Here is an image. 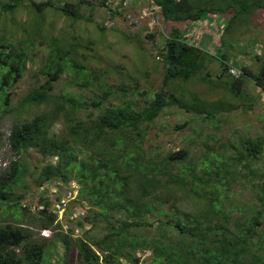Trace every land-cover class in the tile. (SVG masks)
Listing matches in <instances>:
<instances>
[{
    "label": "trees",
    "instance_id": "obj_1",
    "mask_svg": "<svg viewBox=\"0 0 264 264\" xmlns=\"http://www.w3.org/2000/svg\"><path fill=\"white\" fill-rule=\"evenodd\" d=\"M23 1H28L36 11L58 8L76 19L83 18L81 6L95 4L77 0L68 1L59 7L51 1ZM154 2L160 6L163 20L173 26L159 53L161 57L158 56L162 62L164 85L186 82L205 67L209 56L183 39L188 26L207 14L220 15L229 9L234 14L226 27L241 16H251L258 10L264 12V0ZM16 7V4L6 3L3 9L9 12ZM107 10L114 15L109 8ZM38 22L30 38L18 44L0 39V119L16 113L7 142L10 151L17 157L0 176V209L15 213L17 224L23 222L21 210L26 211L30 207H22L21 201L25 197L24 191L29 187L26 178L31 174L36 187L60 184L69 189L70 183L74 181L79 186L77 199L89 207L86 222L105 223L100 236H91L85 230L81 237L74 239L71 237L73 229L69 228L70 235L61 233L58 234L60 238L54 239L64 247L65 256L69 249L76 250V264H140V254L146 252L150 253L147 258L149 264H264L261 255L253 250H264V235L256 230L262 211H255L256 214L248 220L234 224L232 230L229 226V211L222 210L217 200L212 198L205 210L187 217L168 200L173 188L186 189V176H174L169 171L172 165L185 159V151L157 159L147 156L141 145L142 133L147 125L167 104L203 115L205 112L201 110V105L207 106L206 103L194 98L187 105L184 99H178L163 89L154 92L152 101L140 109H136L131 100L124 99L118 105L106 106L110 96L116 94L112 90L104 91L100 98L94 100H81L74 96L54 97L52 91L55 83L63 74L80 78L84 72L75 59L76 47L62 46L53 39L49 42V51L40 69L44 82L32 87L16 105L12 104L14 88L30 61V50L39 39L42 42L45 40L41 21ZM100 27L101 30L105 29L103 23ZM220 65L221 75L228 76V65L223 61ZM241 71L239 78H231L232 89L239 91L243 77L248 75L264 92V63L256 73L247 67ZM138 89L137 85L120 86L117 91L143 94ZM40 107L43 109L31 119H23L30 109ZM87 108L100 112L94 119H85L79 111ZM220 112L221 109L216 108L215 114ZM206 117L210 118L209 114ZM56 124L60 125L58 129L54 127ZM177 127L181 128L179 125ZM1 138L0 132V143ZM243 143L246 161L257 159L264 151V139L246 138ZM31 151L41 161L30 174L26 157ZM247 166L251 167L248 163ZM190 192L195 194L196 190L192 188ZM50 206L51 202L46 201L37 209L38 215L43 218V229L56 220L49 210ZM169 210H172L173 218L168 217ZM76 224L83 229V221ZM144 228L162 232L172 228L179 233V238L171 241L165 238V234L150 236L141 231ZM45 261V245L30 241L27 230L12 224L0 226V264H42ZM61 264L70 263L63 259Z\"/></svg>",
    "mask_w": 264,
    "mask_h": 264
},
{
    "label": "rangeland",
    "instance_id": "obj_2",
    "mask_svg": "<svg viewBox=\"0 0 264 264\" xmlns=\"http://www.w3.org/2000/svg\"><path fill=\"white\" fill-rule=\"evenodd\" d=\"M33 1H51L59 7L67 2ZM146 2L136 0L133 9L143 7ZM6 3L16 4L17 9L5 11L3 7ZM38 10H34L28 1L0 0V39L3 38V42L18 44L29 39L36 24L40 23L38 21H41L42 37L45 39L44 42L39 39L30 50V61L23 77L14 88L11 100L13 105H16L32 87L44 82L40 69L47 57L49 42L53 39L62 46L76 47L75 59L79 61L84 72L80 78L63 74L55 83L52 91L54 97L74 96L81 100H94L100 98L104 91L112 90L116 94L110 96L106 106L118 105L124 99L131 100L136 109L145 107L152 101L153 93L161 89L178 99H184L187 105L194 101V98H198L201 103L207 105H201L205 114L190 113L177 105L167 104L142 133L144 136L141 145L149 157L162 159L170 153H186L185 159L169 169L174 176H186V189L170 190L172 194L168 198L169 204L176 205L180 213L191 217L205 210L212 198L216 199L222 210L229 211V226L232 230L234 224L248 220L256 214L255 211L260 210V225L256 230L264 235V151L257 159L246 161L243 143L246 138L264 139V92L248 75L243 77L239 85L240 90H234L230 87L232 77L221 75L220 72L222 61L237 69L250 68L252 73L259 70L264 63V12L242 16L227 31H224V27L234 14L232 9L220 15L207 14L199 19V22L188 26L183 35L184 41L193 43L197 39L195 45L198 43L201 49H206L202 45L205 40L212 38V35L202 28L210 24H207L209 20L215 21V46H211L208 55L210 58L213 56V59L209 60L207 57L204 69L190 80L164 85L162 62L158 56L164 47L171 24L162 20L158 29L151 30L146 24L132 27L122 20L119 11H113L112 15V12L97 4L81 6L82 19L66 15L58 8ZM259 16L261 17L258 18ZM255 17L259 20H255ZM105 21H111L112 26L101 30L100 24ZM260 24L262 26L259 31ZM182 27L180 29L184 30ZM134 85H137L139 92L143 94L117 91L120 86ZM215 107L220 108L221 112L215 114ZM42 109L43 107L30 109L23 119H31ZM99 112L87 108L80 110L79 114L85 119H94ZM207 114L210 118L206 117ZM14 116L15 112L0 119V176L8 170L9 163L17 159L7 142ZM178 125L181 128H178ZM26 159L31 174L41 158L31 151ZM26 184L29 187L24 191L25 197L21 204L22 207L30 208L21 210L23 222L17 224L15 213L0 209V226L18 225L28 231L30 241L43 243L47 262L42 264H61L63 259L70 264H76V250L69 249L65 256L64 247L54 239L60 238L61 233L70 235L69 228L73 229L71 237L74 239L81 237L85 230H88L91 236H100L105 223L86 222L89 207L84 201L76 198L79 186L74 181L69 186L74 193L71 196L67 194L69 189L60 184L36 187L32 174L26 178ZM192 188L196 190L195 194L190 192ZM58 197H64L70 207L65 209L67 212L63 215H58L53 224L48 225L49 229H43V218L38 215L37 209L43 202L50 201L52 204ZM71 211H84L85 216L72 222L70 217L66 216ZM172 213V210H169L168 217L173 218ZM79 221L84 222L83 229L77 226ZM141 231L150 236L165 234V238L171 241L179 238V233L172 228L165 232L159 229L149 231L147 228ZM257 249L253 248L254 252L264 260V250ZM149 255V252L140 254V264H149Z\"/></svg>",
    "mask_w": 264,
    "mask_h": 264
},
{
    "label": "built area",
    "instance_id": "obj_3",
    "mask_svg": "<svg viewBox=\"0 0 264 264\" xmlns=\"http://www.w3.org/2000/svg\"><path fill=\"white\" fill-rule=\"evenodd\" d=\"M68 1H77V0H66ZM86 2H91L95 4H103L104 8L110 9L111 11H119L122 15V20L129 26L137 27L146 24L149 29H158L161 27L163 20L161 8L154 0H146V4L143 7L133 9L135 7L136 0H82ZM64 5V4H63ZM102 6V7H103ZM105 28L112 26L111 21L103 22ZM226 74L233 78H239L242 75L240 69L228 66ZM264 99V94H263ZM70 196L73 193V189H69L68 193ZM78 195V194H77ZM61 197L59 200L53 201L49 210L56 216L63 215L67 211L65 209L70 207V203L67 204L66 201ZM77 198V196H76ZM65 211V212H64ZM68 218L75 222L77 219H82L85 216L84 211H71L66 215ZM63 218V216H61Z\"/></svg>",
    "mask_w": 264,
    "mask_h": 264
},
{
    "label": "crops",
    "instance_id": "obj_4",
    "mask_svg": "<svg viewBox=\"0 0 264 264\" xmlns=\"http://www.w3.org/2000/svg\"><path fill=\"white\" fill-rule=\"evenodd\" d=\"M261 10H258V11H255V12H253V14L255 13L256 15L258 14V13H262V12H260ZM255 15V16H256ZM242 17V16H241ZM241 17H239L238 19H240ZM247 17V16H246ZM261 16H259L258 18H260ZM207 18V17H206ZM258 18H256L255 17V20H259ZM237 19V20H238ZM236 20V21H237ZM235 21V22H236ZM197 22H199V21H197ZM203 22V21H202ZM210 22V24L209 25H205L206 27H204V28H202V29H205L206 31H208L209 33H210V35H212L211 37L212 38H210V39H207V40H205V42H204V44L202 45V46H204V47H206V49H201L199 46H198V43H197V46L195 45V43L197 42V39L193 42V43H189V44H192V45H194V46H196L198 49H200L201 51H203L204 53H206L207 55H209V53H210V51H209V49H211V46H215V39H214V35H215V31H213L214 29H215V21H213L212 19L211 20H209L208 22H207V24ZM212 24V25H211ZM227 26V25H226ZM224 27V31H227V30H229L230 28H231V26H232V24L231 25H229L228 27ZM261 26H262V24H260V26H259V31L261 30ZM188 43V42H187ZM211 59H213V56H212V58ZM231 67H234V66H231ZM234 68H236V67H234ZM237 69V68H236ZM241 70V69H240Z\"/></svg>",
    "mask_w": 264,
    "mask_h": 264
},
{
    "label": "clouds",
    "instance_id": "obj_5",
    "mask_svg": "<svg viewBox=\"0 0 264 264\" xmlns=\"http://www.w3.org/2000/svg\"><path fill=\"white\" fill-rule=\"evenodd\" d=\"M54 127L58 129L60 127V125L56 124V125H54Z\"/></svg>",
    "mask_w": 264,
    "mask_h": 264
}]
</instances>
